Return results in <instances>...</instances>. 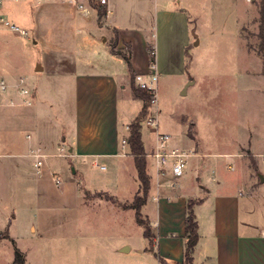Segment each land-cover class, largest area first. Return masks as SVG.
<instances>
[{
	"label": "rangeland",
	"instance_id": "374dc122",
	"mask_svg": "<svg viewBox=\"0 0 264 264\" xmlns=\"http://www.w3.org/2000/svg\"><path fill=\"white\" fill-rule=\"evenodd\" d=\"M261 1L162 0L164 7L184 10L188 40L177 49L172 47L166 51L155 47L157 68L171 69L172 73H158L156 101L151 109H156L159 130L170 135V142L188 152L200 145L207 154L190 159L195 165L189 164L183 183L174 186L175 191L195 185L192 196L197 197L205 192L198 185L214 188L222 184L236 195L239 191L246 194L248 184L258 183L260 175L264 177V56L259 50ZM2 7L6 8L0 15L8 20L6 11L12 7V2L4 0ZM27 34L0 31V68L19 61L22 74L36 77L34 53ZM13 37L19 41L16 43L19 48L6 47ZM144 54V59L151 60L149 49ZM125 82L124 98L120 101L122 133L142 107V100L127 96L129 81ZM43 94L46 111L35 119V135L55 141L52 152L68 153L62 142L63 125L58 119L62 97L52 86L45 88ZM14 127L10 125L0 130V153L12 150V144L18 145L14 152L21 148L24 136L13 130ZM140 132L148 149L154 137L149 134L144 119ZM56 142H60L62 149ZM225 152L238 157L218 154ZM17 159L0 156V198L5 204L4 211L0 212V227L6 228L10 220L8 231L15 239L14 245L7 239L6 231H0V264H11L14 246L24 251V264H134L127 256L114 252L129 238L133 253L143 237V228L135 220L134 209L129 207L137 185L133 177L117 173L105 158L97 159V166L91 165L94 159H85V173L74 175L71 163L77 166V159L51 156L47 159L59 177L58 186L49 180L44 189L50 203L38 205L32 184L12 169ZM148 164L153 173L149 157ZM228 164L233 168H227ZM66 174L73 175L80 183L78 205H63L60 199V188L68 180ZM82 180H86V188L92 185L99 191L92 188L85 191ZM255 186L251 199L253 213L259 229H263L264 181ZM121 203L125 209L121 208ZM148 205L150 208L153 203ZM142 218L145 219L143 215Z\"/></svg>",
	"mask_w": 264,
	"mask_h": 264
},
{
	"label": "crops",
	"instance_id": "0c3cea01",
	"mask_svg": "<svg viewBox=\"0 0 264 264\" xmlns=\"http://www.w3.org/2000/svg\"><path fill=\"white\" fill-rule=\"evenodd\" d=\"M8 1L12 2V7L6 11L8 21L28 31L26 38L32 44L36 77L22 74L19 61H12L7 67L0 68V79L9 83L19 77L26 78L32 91L31 106H34L33 109H27L30 105H23L21 96L14 90L0 91V130L12 125L15 126L13 130L24 136L20 149L16 148L14 152L13 149L18 145L12 144V150L1 152L0 156L19 158L12 169L24 175L25 182L32 184L38 205L50 203L44 185L49 180L57 185L54 177L59 179L48 162L47 158L51 156L77 159V166L71 163V173L74 175L85 173V159H94L91 164L94 166H97V159H108L117 173H128L137 183L133 199L139 189V182L127 143L122 144V140L127 139V125L130 122L124 126L125 132L120 131V101L124 98L122 92L127 86L125 81H129L127 96L133 97L130 73L124 58L112 52L110 43L116 39L115 49L118 51L125 52L127 46L130 48L133 75L147 73L151 62L155 63L157 74H170L171 69L157 68L156 50L163 48L167 51L172 47L177 49L185 46L188 28L184 10L164 7L162 0H107L105 5L86 0H43L40 3L35 0ZM101 7L105 13L99 17L98 9ZM4 8L1 4L0 11L3 9L5 12ZM0 31L14 32L2 23ZM11 41L5 44L7 48H19L16 37ZM151 42L154 44L150 45ZM149 45L153 46L151 60L144 59ZM51 86L62 97L58 119L63 125L62 142L68 153L52 152L51 146L55 141L44 139L40 134L35 135V119L46 111L43 90ZM149 111L156 113V109L150 108ZM149 134L154 139H151L148 149L142 139L146 153L155 144V133L149 130ZM55 144L62 149L60 142ZM37 149L46 155L39 167L31 156V151ZM190 152L187 167L180 177H173L168 172L156 174L153 162V173H150L146 156L150 186L141 214L149 222L152 237L148 240L143 235L133 248V253L129 238H126L114 252L127 256L134 264H181L186 203L188 199H193L196 201L193 212L199 238L192 254V264H264V228L258 227L251 200L255 184L262 181L248 184L246 194L239 191L236 195L222 184L214 188L206 184L198 185L205 192L197 197L192 196L195 185L187 187V190L175 191L174 186L176 188L181 184L189 164L195 165L194 162L190 163V159L207 155L200 145ZM218 154L238 157L235 153ZM67 176L68 180L60 188V199L63 205H78L80 183L73 175ZM85 182L82 180L81 183H84L85 191L90 188L99 191L91 184L90 188H86ZM149 202L153 203L150 208ZM4 205L0 198V212L4 211ZM121 208L125 209L123 203ZM10 223L8 220L7 225ZM8 226L4 229L0 227V231H6L7 239L15 245ZM125 247L126 250L122 251ZM22 253L26 262L24 251Z\"/></svg>",
	"mask_w": 264,
	"mask_h": 264
},
{
	"label": "trees",
	"instance_id": "16d2710c",
	"mask_svg": "<svg viewBox=\"0 0 264 264\" xmlns=\"http://www.w3.org/2000/svg\"><path fill=\"white\" fill-rule=\"evenodd\" d=\"M105 13L103 7L98 9V16L101 17ZM259 50L261 55L264 56V0L261 1L259 5ZM116 39H114L111 43V50L113 53L121 54L127 63L129 73H130V88L131 94L134 98L142 100V107L139 113L135 116V118L127 125L128 136L126 139V143L129 149V153L133 158L134 166L137 173V179L139 182V191L134 195L130 208L134 209V217L138 225L143 228V235L151 240L152 233L150 231V227L148 222L142 218L141 215V207L145 204L148 190L150 186V177L146 171V152L144 150L142 138H141V122L143 121L146 114L149 112V108L151 106V94L144 89L139 88L135 84V75H133L132 68L130 65V48L127 46L125 52L118 51L115 49ZM148 49L150 50V55L152 58L153 49L149 45ZM140 193V195H139ZM196 201L193 199H188L186 203V214H185V229H184V252H183V262L181 264H192V254L194 248L198 242V231H197V222L195 219V215L193 212V205ZM1 237V236H0ZM8 237V235H6ZM13 242V241H12ZM25 259L22 251L14 246L13 250V259L11 264H24ZM180 264V263H176Z\"/></svg>",
	"mask_w": 264,
	"mask_h": 264
},
{
	"label": "built area",
	"instance_id": "2783aa9c",
	"mask_svg": "<svg viewBox=\"0 0 264 264\" xmlns=\"http://www.w3.org/2000/svg\"><path fill=\"white\" fill-rule=\"evenodd\" d=\"M41 1L43 0H35L36 3H40ZM90 1L98 5H105L107 3V0ZM3 2L4 0H0V5ZM0 23L8 27L11 31L18 32L21 35L27 34V32L23 28H20L16 24L11 23L7 19H4L2 16H0ZM157 79L158 74L156 71V65L153 62L149 64L147 73L136 74L134 78L135 84L139 88L147 90L151 94L150 108L156 101ZM9 90H14L19 93V95L21 96V103L23 105H31L32 91L27 84L26 78L19 77L12 83H9L4 79H0V91L7 92ZM144 123L151 132L155 133V144L153 148L146 153V156L152 159L156 174L168 172L173 177H180L183 174L184 169L187 167L191 152H188L183 147L172 145L170 143V135L168 133L159 131V122L156 113H152L149 111L144 117ZM122 144H126V139L122 140ZM62 155L66 154L63 153ZM31 156L35 159V165L39 167L46 155L44 153H41L37 149L31 151ZM227 168L231 169L232 167L230 165H227ZM54 181L57 184L59 182V179L57 177H54ZM173 185L174 184L172 183V186Z\"/></svg>",
	"mask_w": 264,
	"mask_h": 264
},
{
	"label": "water",
	"instance_id": "95a60500",
	"mask_svg": "<svg viewBox=\"0 0 264 264\" xmlns=\"http://www.w3.org/2000/svg\"><path fill=\"white\" fill-rule=\"evenodd\" d=\"M260 181H264V177L262 176V175H260ZM122 251H124V250H126V247L125 248H123V249H121Z\"/></svg>",
	"mask_w": 264,
	"mask_h": 264
}]
</instances>
